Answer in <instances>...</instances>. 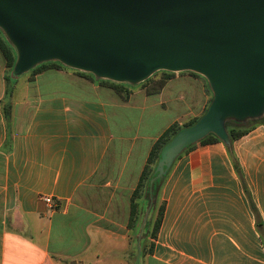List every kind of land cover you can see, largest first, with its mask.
Listing matches in <instances>:
<instances>
[{"label":"crops","instance_id":"0c3cea01","mask_svg":"<svg viewBox=\"0 0 264 264\" xmlns=\"http://www.w3.org/2000/svg\"><path fill=\"white\" fill-rule=\"evenodd\" d=\"M78 71H28L9 86L0 50V264H264V125L174 160L148 252L128 227L131 194L156 139L199 118L212 93L183 71L124 99Z\"/></svg>","mask_w":264,"mask_h":264},{"label":"water","instance_id":"95a60500","mask_svg":"<svg viewBox=\"0 0 264 264\" xmlns=\"http://www.w3.org/2000/svg\"><path fill=\"white\" fill-rule=\"evenodd\" d=\"M12 74L47 61L136 85L157 71H192L212 93L205 112L161 149L149 184L225 123L264 115V0H0Z\"/></svg>","mask_w":264,"mask_h":264},{"label":"trees","instance_id":"16d2710c","mask_svg":"<svg viewBox=\"0 0 264 264\" xmlns=\"http://www.w3.org/2000/svg\"><path fill=\"white\" fill-rule=\"evenodd\" d=\"M0 50L2 55L5 59V65L7 74L5 76V80L8 81V77L12 74V67L16 60V51L14 47L9 43L7 38L5 37L4 33L0 30ZM65 67L58 61H47L40 63L30 69L33 74L39 73L40 71L49 68V67ZM80 74H88L82 71H78ZM191 74L198 75L195 72L188 71ZM176 72H169V71H157L148 79L143 81L141 84L146 85V91L148 93H156L160 91V89L164 86L166 81L173 77ZM13 75V74H12ZM15 76V75H14ZM158 76L156 79L155 77ZM100 82L112 87L116 92H118L122 98L126 99L130 90L128 88L129 84L127 83H117L106 79H98ZM211 101V99H210ZM198 118H193L182 125H179L177 122L172 123L169 125L161 135L156 139L154 144L151 147L149 155L147 157L146 164L142 169L140 174L139 180L135 189L133 190L131 197H130V214L128 220V227L136 228L138 231V236L141 238H147V243L149 247L147 251H151V247L153 241L151 239H155L157 232L160 227V223L163 217L164 211V202L160 200L159 197V190L161 183L163 182L162 179L155 180L152 185L149 184V179L151 176L154 175V171L156 168V163L159 158L160 151L162 147L183 127H187L193 125ZM254 124H263L264 125V115L258 119H251L246 122H236L233 120H228L225 123L226 129L230 136V144L226 145L227 148L231 147V143L234 139L241 136L242 134L246 133L251 126ZM221 141L217 136L214 134H208L206 137L198 141L199 143H209ZM194 144L188 146L183 152L187 149L191 148ZM143 198V203L141 206V200ZM159 205V207H158ZM254 212L256 211L253 204H251ZM158 207V209H157ZM256 225L258 230L264 235V225L261 219L259 218L258 214H256Z\"/></svg>","mask_w":264,"mask_h":264},{"label":"rangeland","instance_id":"374dc122","mask_svg":"<svg viewBox=\"0 0 264 264\" xmlns=\"http://www.w3.org/2000/svg\"><path fill=\"white\" fill-rule=\"evenodd\" d=\"M27 72L22 73L19 76H22V75L26 74ZM14 80H15L14 76L12 74H10L9 77H8V85L10 86L14 82ZM129 86H132V85H129ZM158 207H159V205H158ZM158 207H157V209H158ZM135 231H137L136 228H135ZM133 237H134V243H136V241H137V239H136L137 238V232L135 233V235L133 234L132 238ZM145 241H147V238H145Z\"/></svg>","mask_w":264,"mask_h":264},{"label":"built area","instance_id":"2783aa9c","mask_svg":"<svg viewBox=\"0 0 264 264\" xmlns=\"http://www.w3.org/2000/svg\"><path fill=\"white\" fill-rule=\"evenodd\" d=\"M43 200L45 201V203L47 204H52L53 200L50 196H46L43 198Z\"/></svg>","mask_w":264,"mask_h":264}]
</instances>
